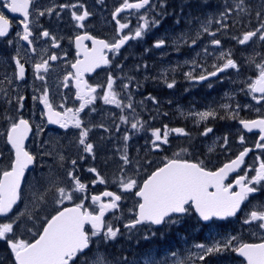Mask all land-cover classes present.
Masks as SVG:
<instances>
[{
  "label": "snow or ice",
  "instance_id": "1",
  "mask_svg": "<svg viewBox=\"0 0 264 264\" xmlns=\"http://www.w3.org/2000/svg\"><path fill=\"white\" fill-rule=\"evenodd\" d=\"M102 2V0H98ZM264 3V0H262ZM37 0H3V8L8 12L18 14L23 19L20 21L23 32H17L16 36L19 40L25 41L29 48L32 47L33 41L30 37L33 35L30 24V16L33 11H37L39 16L53 14V8L39 10L36 7ZM61 9H76L77 4H61ZM159 7L164 8V0H160ZM79 8H84V5H79ZM126 9H135L139 21H141L133 33L121 34L123 29L128 28L126 23H120L118 16ZM143 9V12L140 10ZM243 11V9H241ZM149 13H155L156 19L150 18ZM59 16V13H56ZM72 19L76 22L77 28H83L85 21L91 13L84 10L82 13L72 11ZM164 11H156V4L153 0H123V3L112 13L113 20L117 21V39L106 41L96 38L85 33L84 35H76L75 45L77 48V57L81 55L83 50V59H77L71 64L74 69V75L69 73L64 77V87H68L70 79L75 80L76 93L75 98L80 101L78 108H68L64 103L59 105L64 111H56L53 104L50 102V89L47 83L42 86L40 95H33V102L38 101L43 105V110L40 112L41 120L47 118L48 124L58 125L59 128L68 130L69 128L79 129L78 145L82 146L83 152L95 158L94 144L88 142L87 137L90 128L83 125V120L80 118V113L84 109L92 105L96 99L97 87L91 86L84 79V73H91L102 65H109L110 59L105 52L113 53V56L120 54V49L132 39H143L144 36L152 28L160 26L161 19L166 16ZM228 12L220 14L221 19L216 20L217 24L221 23L224 16ZM258 20L261 18V12H257ZM179 23V21H177ZM213 23L211 18L207 19L206 23L201 24V30H198L195 38H192V47L197 43L201 33L215 37L216 33L210 31L208 25ZM222 27H224L222 25ZM11 22L7 16L0 11V38H5L9 35ZM43 37H50L48 31L41 33ZM253 38L264 42V20H261L259 27L252 31L243 33L242 38L232 37L238 44H248ZM52 47H58L55 37H51ZM91 41V47L83 45V41ZM184 40L187 44L184 34L173 40V44L179 48L180 41ZM8 44L13 41L9 39ZM213 46L219 47L221 41L212 39L210 42ZM166 44L164 38L154 42V48H162ZM35 51V49H33ZM147 51V49H146ZM206 55H212L208 48L203 49ZM200 53H197L199 56ZM59 57L55 54L48 56L47 59L41 58L40 62L33 64V73L35 80L45 81V75L49 70V61H56ZM217 60H223L224 63L213 64L215 69L206 74L202 73L199 77H193L192 73L185 75L189 79H198L200 81L207 80L210 76L215 77L218 73L224 72L226 69H235L239 71L238 63L232 58L231 52L221 51L216 57ZM15 63V70L11 76H6L5 79L9 85L15 84L12 91L16 95L9 96L8 90L0 88V98L7 105L2 113L0 120L7 122L6 130H0V139L3 143L0 144V158L7 156V160L0 164V241L7 245L10 252L11 264H128L127 257L113 258L105 246H109L111 242L117 240L121 235V229L114 227L111 223L106 222V213L120 208L119 201L123 197L112 191H104L100 195H92L91 202L94 208H89L85 204L87 199L86 185L82 183L75 173L77 160H71L73 168L66 170V183L60 177L52 173L51 168L47 174L42 173L39 177L34 176L30 183L31 199L25 204L23 210L18 209V202L23 200L22 181L26 180V170H30V166H35L37 157L26 149L25 141L28 140L29 134L32 133V122L24 118L23 108L26 97L20 94V83L26 79L25 64L21 63L20 50L17 48L16 55L12 57ZM250 63H255L252 58ZM193 66H198L196 60L192 61ZM257 76L248 84V89L251 93H260V98L257 103L264 99V59L257 63ZM116 67H121L117 64ZM146 68L147 65H144ZM138 70V68H137ZM163 75V73H162ZM133 79L127 77V80ZM3 81H0L2 84ZM116 78L109 73L107 76L106 87H104L103 95L99 98L104 104L114 105L120 109H132L133 101L130 94V84L125 82L122 87L126 92H129L128 103L124 104L118 97L120 93L115 90ZM169 89L174 87V82L167 83ZM34 92L37 91L33 84ZM255 98V97H254ZM153 103H156L154 97L149 96ZM223 107L227 108L228 105ZM95 111V109H92ZM200 120L208 119L215 115L212 111L196 113ZM122 123H129L127 116L121 115ZM244 128L252 131L253 128H258L261 136L260 140L264 141V119L253 121H241ZM139 125V127H138ZM103 127V125H100ZM143 128L140 120L133 118L131 129L140 131ZM108 129L105 128V131ZM119 131V126H117ZM43 131V126H36V135ZM211 128H206L202 135H207L211 132ZM174 132L177 135H189L182 128L169 129L165 125L163 135L159 128L153 129L151 135L153 137L152 151H160L161 146L169 143V133ZM129 136L125 134L124 141L127 142ZM241 137V142H243ZM225 145L227 137L224 138ZM43 145H41L42 147ZM258 148L264 147V144L257 143ZM212 149L210 148L209 151ZM250 149L245 148L243 151L225 163L222 167L215 171L207 169L203 162H192L184 159L183 156L187 153V149L181 148L180 151L174 152L171 158L165 157L161 166L155 167L154 170L147 175L142 182L124 173V167L132 163L128 155L123 153L120 159L123 161L121 166L122 177L118 181L121 192L130 193L136 200L134 201V219L124 224V228L131 231L137 225L148 224L150 226H172L180 223L181 217L188 214L190 211L195 212L201 221L211 222L213 220H226L228 218L237 217L241 211L242 205L252 204L251 197L261 191H264V161L260 162L259 167L253 169L255 175L249 176L247 172L244 175H238L234 183H225L228 180L229 173L236 172L244 163V158ZM45 156H52L51 151L42 153ZM58 159L60 166L63 167L65 157L59 153ZM84 159L83 156L80 157ZM259 159V157H257ZM151 164V161H146ZM139 164V161H137ZM88 172L93 173L95 180L93 185L106 184L107 180L101 176L95 167H89ZM140 174V169L137 167L136 175ZM81 196H77V194ZM103 198H109L104 200ZM79 200V202H76ZM51 202L54 207L48 211V205ZM71 205V206H67ZM98 209V211L96 210ZM131 211V210H130ZM120 219V217H115ZM242 227L249 226L248 230L252 235L259 234L260 242H243L239 236L229 235L222 240H215L211 244H194L193 247L198 251L191 254L187 259L193 257L201 262L206 261L209 256H222L226 253H235L236 257L242 258L239 264H264V204H252L251 209L245 213L240 221ZM86 226H90L89 228ZM17 229L21 233H17ZM256 229L259 230L257 233ZM30 233L32 239H24L23 233ZM155 235V232H153ZM144 240L149 237L145 235ZM93 245H96L93 248ZM175 256V253H172ZM143 264H156L151 253H145L143 256ZM175 264H186V260H176Z\"/></svg>",
  "mask_w": 264,
  "mask_h": 264
},
{
  "label": "flooded vegetation",
  "instance_id": "2",
  "mask_svg": "<svg viewBox=\"0 0 264 264\" xmlns=\"http://www.w3.org/2000/svg\"><path fill=\"white\" fill-rule=\"evenodd\" d=\"M112 1V3H111ZM118 1V0H117ZM241 2V5L244 6L243 11L239 10V16L245 17V5L244 0H238ZM130 2H135V0H130ZM198 2V1H197ZM197 2L194 4H189V8H195L198 13ZM217 2V8L219 10H226L229 8L228 0H215ZM249 2H251L249 0ZM123 1L115 2V0H37L36 7L39 10H44L46 8H53L54 12L52 15L45 14L44 16H39L37 11H33L30 20L31 31L33 35L30 39L33 41V45L29 48L28 44L19 40L16 36L17 32H23L22 25L20 21L23 19L18 14H13L8 12L6 8H3V0H0V11H2L11 22L10 33L5 38H0V81H4L7 84L6 76H11L15 70V63L12 60V57L16 55L17 48L20 50L21 63L25 64L26 70V79L23 82H19L20 94L26 97L24 101L23 116L26 119H29L32 122V133L29 134L28 140L25 141V146L28 151L36 155L37 160L35 166H31L30 170H26V180L30 173L34 172L42 163H46L49 168L54 169L56 176L60 177L62 181L66 182L67 173L66 170L73 168L71 160H77V163H80L81 169L78 172V177L81 175L80 181L86 185L87 196L89 200H85L86 206L90 209L95 206L92 205L91 196L100 195L104 191H112L116 193L114 189L115 182L113 180V175L108 176L106 184H95L93 185L92 181L95 180V176L92 173V178L87 176L85 173L88 172L89 167H95L100 173L106 166H119L120 162H117V152L115 158L108 152L121 149L120 147L125 146L132 156L135 154L139 157L140 163L144 165L143 175L141 179L147 177L148 174L155 167L161 166L164 162V158L167 155L172 157L174 152H177L180 147H176L177 142L180 140L181 135H177L174 132L169 133V143L161 146L160 151H152L151 141L153 139L149 129L151 128L149 124H156L157 128L161 130V135H163V130L165 125L169 129L173 128H182L185 126L194 138H196V123L195 120H200L196 113L212 111V97H213V86L218 83V74L215 77H209L207 80L200 81L198 79H189L185 74L191 72L193 77H199L200 74L212 72L213 63L211 58H208L204 51L202 52L203 57L197 59V65L193 66L192 61L194 58L190 54H186V50H182V54L185 56L183 59L186 61V64L176 57L175 52L177 49L173 47V40L164 33L161 29L166 26L164 24L163 18L161 19L160 26L157 27L158 31L155 28H152V34L147 36H157L159 35L164 38L167 42L164 47L157 49L156 52H149L148 57L145 59V62L149 64V61L157 64V61L164 65V67L170 68H161L157 74L158 77H154V81L146 80L144 84H134L131 87V80H127V77H131V71L127 72L129 67L132 70L133 67V47L140 48L141 43L138 46L135 45L137 39L129 40L121 49L118 56H113L111 52H105L106 56L110 59L109 65H102L101 67L95 69L91 73H84L83 79L91 86H101L97 87L98 98L92 104L87 106L83 112L80 113V118L83 120V125L87 128H90L91 131L88 134V142L94 144V153L93 156L88 155L83 152L82 146L78 145L79 138V129L69 128L68 130L59 128L58 125L48 124L47 118L45 117L41 120L40 112L43 110V105L39 104L38 101L33 102V95H40L42 91V86L47 83L48 88L50 89V102L53 104V107L56 111L63 112L64 109L60 108L59 105L64 103L68 108H78L80 101L75 98L76 87L75 80L70 79L68 87H64V77L69 73L74 75V69H72L71 64L74 63L77 59H83V50L81 49V55L77 57V48L75 45L76 35H84L85 33L92 35L99 39H104L106 41H113L117 39V28L118 24L116 20H113L112 13L117 7H119ZM160 3L158 0L157 5ZM61 4H77L76 9H61L59 5ZM84 5V8H79V5ZM156 5V6H157ZM232 6V5H231ZM84 10H87L91 15L82 23L85 25L83 28H77L76 22L72 19V11L77 13H82ZM160 8H156L158 12ZM230 10V9H229ZM234 10V9H232ZM144 10L141 9L140 12ZM162 11V9H161ZM59 13V16L56 15ZM264 15V12H261ZM139 13L135 9H126L121 12L118 16L120 23H126L129 25L128 28L123 29L121 34L133 33V27L138 25L141 21L138 19ZM150 18L154 17L160 19V17H155V13H149ZM264 20V18L262 19ZM202 22V21H201ZM261 21H258L253 27H259ZM242 24L244 22H241ZM200 22L194 28L193 31H190L189 34L185 35V39L191 43L192 38H195L191 35H195L196 29H199ZM170 28V27H169ZM172 29V28H171ZM48 31L51 36L43 37L41 33L43 31ZM150 30V31H151ZM174 30V29H173ZM175 31V30H174ZM160 32V33H159ZM146 36V37H147ZM51 37L56 38L58 47H52ZM11 39L13 43L8 44V40ZM184 41V40H183ZM261 44V41H259ZM148 43V40L145 41V44ZM169 46H168V44ZM207 43V42H205ZM264 43V42H263ZM83 45L91 47V41H83ZM35 49V51H33ZM264 49V47H259V50ZM132 53V54H131ZM167 53V56L165 55ZM57 55L59 58L56 61H49V70L47 73H42L45 75V81L35 80L33 73V64L40 62L41 58L47 59L50 55ZM131 54V55H130ZM153 55V56H152ZM144 55L141 57L138 65L142 64ZM177 59V62H176ZM264 59V56L257 58L261 62ZM119 64L121 67H116ZM158 69L157 66H154L153 69L149 68L150 71ZM111 73L116 78V83L114 85L115 90L120 93L119 99L122 100L124 104L128 103L129 92H126L122 85L125 83L130 84V94L133 95V108L128 109L124 108V111L121 112L120 109L116 108L114 105L104 104L103 100L99 97L103 95L104 87H106L107 76ZM163 73V75H162ZM253 75L257 76V68L255 67L252 72ZM221 77V85H228L226 79L223 78L222 74H219ZM125 79V81H124ZM174 82V87L169 89L166 85L167 83ZM3 83L0 84V88L3 87ZM33 84L36 86L37 91L34 92ZM7 86L9 96L16 95L12 91V88L15 86ZM155 94V103L156 109L153 108V101H137L140 98H144L147 95ZM256 94V93H254ZM260 98L261 94H256ZM239 96L238 94L236 95ZM146 105V106H145ZM7 105L0 98V113L4 111ZM92 109H95L93 111ZM239 110V119L237 120H255V119H264V99L260 103H255L254 106L249 105L245 108L244 106L238 107ZM133 114L135 119L140 120L143 124V128L139 131L137 138L144 135L141 143L133 144L132 139L127 142H123L122 133L123 130H129V115ZM127 116L129 123H122L120 116ZM221 113L217 110L216 114L213 117H209L204 121L221 119ZM167 121V123H165ZM172 123V124H170ZM207 122H202V125L208 124ZM40 124L43 126V131L36 135V126ZM117 124L119 126V131L117 130ZM181 124L183 126H181ZM103 125V127H100ZM212 128V125H210ZM7 122L0 120V130H6ZM105 128L108 130L105 131ZM185 132L188 133L187 130ZM189 134V133H188ZM251 135V141L248 146L241 145L239 148H227L226 150L216 151L214 154L205 156L201 151L205 149H190L192 156L184 157V159L191 160L192 162H203V165L212 171L217 170L222 167L225 163L234 159L238 153H240L245 148H249L250 151L247 156L244 158V163L241 168L232 174H229L228 180L225 183L233 182L238 175H244L245 172L249 176L255 175L253 169L259 167L260 162L264 161V147L258 148L257 143L264 144V141L259 140V133H249ZM188 135L184 136V139ZM189 138V137H188ZM3 143L0 139V144ZM41 145H43L41 147ZM46 146V149L43 147ZM51 148V150H50ZM45 151H51L52 156L42 155ZM63 155L65 160L63 161V167L60 166L58 155ZM148 153V154H147ZM158 155L159 161L156 163V166H149L146 161L149 155ZM146 155V156H145ZM83 156L84 159L81 160L80 157ZM259 157V159H257ZM7 160V156L5 161ZM4 161V162H5ZM3 162V163H4ZM1 161V164H3ZM77 167V164L75 168ZM81 172H83L81 174ZM140 179V181H141ZM25 181H22V188L25 185ZM142 182V181H141ZM264 198V191H261L257 194H254L252 199V204H256L260 199ZM108 200L109 198H103ZM252 204L242 205L243 211L237 214V217L228 218L226 220H213L211 222H203L195 214L194 210L190 211L188 214H185L180 219V223L172 226H151L157 229V235L159 236L162 244L169 245L166 249L167 251H172L175 254H183L182 260H186V264H207L211 261V256L206 258V261L201 262L196 260L194 257L191 260L187 258L197 252L198 250L193 247L194 244H211L212 243V231L220 234L221 238H225L229 235L239 236L243 242H260L259 234L252 235V232L248 230L249 226L241 225V220L243 219L246 212L251 209ZM98 211V209H96ZM112 211L108 212L105 215V220L111 215ZM107 222V221H106ZM145 226H150L144 224ZM89 228L90 226H86ZM257 233L258 230L256 229ZM211 235L210 239L207 235ZM149 241V240H147ZM96 246L93 245V248ZM116 248L115 244L111 245V249L108 251H114ZM126 254H129L128 250H120ZM163 249H157V253L160 257V253ZM232 257L239 263L242 258L236 257L235 253H230ZM129 258V257H128ZM127 258V259H128Z\"/></svg>",
  "mask_w": 264,
  "mask_h": 264
},
{
  "label": "rangeland",
  "instance_id": "3",
  "mask_svg": "<svg viewBox=\"0 0 264 264\" xmlns=\"http://www.w3.org/2000/svg\"><path fill=\"white\" fill-rule=\"evenodd\" d=\"M118 1H123V0H118ZM117 0H115L116 3H118ZM252 3H254L256 5L254 13L248 17H241L236 13L233 12H228V15L224 16L223 19L221 20L220 24H217L215 21L218 19H221L220 14L222 12L226 11V8L220 12H216L217 9V2L211 1V0H203V1H198L197 5H198V9H199V14L198 17L203 18L202 20H200V25H199V29H196L195 35H191L193 37L196 36V33L198 30H201V24L202 23H206L207 19L211 18L213 20V23H211L210 25H208L210 31L215 32L216 35L215 37L209 36L207 35V33H201L200 38L197 40V43L195 45H193L192 47H188L189 41H187V44L184 43L183 40L180 41L179 44V48L177 49V47L173 44V47H175L177 49V51L175 52L176 57L179 58L182 63L186 64V61L183 59L185 56L182 54V50H186V54H190L189 57L191 58V56L197 61V59L202 58V52L203 49L205 47L208 48V51L210 53H213L211 56H208V58H211V62L213 64H223L224 61L223 60H217V56L219 55V53L221 51L224 52H229V47H228V43L224 42L222 37L226 36V35H221V34H226L227 32V23H229V18L232 19L231 17L233 16V18L236 20V22H239L240 24H242L241 22H244L242 25L245 24H251V30H254L256 27H253L254 24H256L258 21H261L264 18V15L261 13V18L258 20L257 18V12H264V3H262V0H250ZM158 0H153V3L157 5ZM112 3V1H111ZM231 7L227 8L228 10H232V9H243L244 6L241 5V2L238 0H231ZM233 20V19H232ZM202 21V22H201ZM198 22V24H199ZM222 25L224 27H222ZM137 27V25H135L133 27V30H135ZM157 31L158 29L155 28ZM162 33L168 35L170 37L171 40L176 39L177 37H180L182 34L187 35V31L184 32L183 30L180 31H174L173 29L169 28V27H165L163 29H161ZM152 30L147 32V34L144 36L143 39H137L135 45L138 46L139 43H141V47L140 48H136L133 47V67L132 70H130V68H127V72L131 71L132 75L131 77L133 79H131V87L134 86V84H139L142 83L144 84V82L146 80L148 81H154V77H158L157 72L161 69V68H170V67H164V65L160 64L157 61L158 64V69L150 71L149 68H152L154 66H157V64H154L152 62L149 61V64H147V62H145V59L148 57L149 52H156L157 48L153 47V44L156 40L161 39L162 37L159 35V37L157 36H147L148 34H152ZM160 33V32H159ZM242 35H239L238 37L242 38ZM147 36V37H146ZM219 39L221 41V45L219 47L213 46L210 42L212 39ZM148 40V43L145 44V41ZM235 41V45L237 47V52H236V57L233 58L239 65V71L235 70V69H226L224 72L218 73V83L220 84L222 79L221 77H219V74L223 75V78L228 80L227 83L228 85H232L234 87V89H232L231 91H229L227 89L228 85H225L223 87L222 90L219 91L218 95L220 99H227L226 103H220L219 105H217V109H212V112H214L216 114V111L219 109H223L226 115V119L227 121H229V127H228V133H225L227 130H221L220 132H217V129H215L214 126H206L203 128L202 133L205 131L206 128H211L212 131L209 132L207 135H202L201 136L205 138V140L203 141V145L199 142V140H197L196 138H194L192 136V134L189 132V130L183 126L181 124V126H183L184 130H187L189 135L187 136L186 139H184V136L180 137V140L177 142L176 147H180L181 148H185L187 149V153L183 156L184 157H190L192 156L191 153V148L192 149H205V151H201V153L205 154V156L210 155V153H215L216 151H222L226 150L227 148H239L242 144L248 146L250 141H251V135L250 134H246L241 130V127L239 126V122L241 120H237L239 119V110L238 107L244 106L245 108L248 107L249 105L254 106L255 103L257 102L258 96L254 93H251L248 89V84L255 79V76L253 75V71L255 69V65L257 63H260L259 60H257V58H259L260 56H264V51L259 52V47L263 44V42H259V40L257 38H253L252 41H250L248 44L245 45H240L237 43V41L234 39ZM167 42V41H166ZM207 42V43H205ZM168 44V43H167ZM169 46V44H168ZM147 49V51H146ZM197 53H200L199 56H197ZM144 55L143 61L141 65H138V63L141 60V57ZM167 56V53L165 54ZM153 56V55H152ZM254 58L255 63H250L249 61ZM177 62V59H176ZM144 65H147V67L145 68ZM138 68V70H137ZM215 69H212V71H214ZM258 74V73H257ZM125 81V79H124ZM126 82V81H125ZM7 86H9V84L4 81L3 83V87L7 89ZM215 86V84H214ZM213 86V87H214ZM135 87V86H134ZM151 94L147 95L146 97H142L137 101H142V100H146V101H151V99H148L149 96L154 97L155 98V94H153L152 92H150ZM230 93V94H229ZM239 95L238 97L236 95ZM133 98V95H131ZM255 97V98H254ZM219 99V100H220ZM135 105V104H133ZM224 105H228L227 108L223 107ZM146 106V105H145ZM153 108L156 109V105L155 103H153ZM129 120H130V124H129V130L125 131L123 130L122 133V138H123V142H124V136L125 134H127L129 136V139H132L133 144H137V143H141L142 138H144V135H142L141 137L137 138V135L139 133V131H135L131 129V122L133 121L134 115L131 114L128 116ZM207 122L208 121H204V120H195V123H200V122ZM209 121H213V120H209ZM167 123V121L165 122ZM172 124V123H170ZM118 126V124H117ZM149 126L151 127L149 129V133L152 132L153 129H157L156 124H149ZM139 127V125H138ZM189 137V138H188ZM227 137V144L225 145L224 142V138ZM241 137H243V142H241ZM2 144V143H1ZM231 146V147H230ZM44 149H46V146L43 147ZM121 149L118 148V150H114V151H108L114 158H115V154L117 152V162H120L119 166H116V164H114L113 166L109 167L106 166V168H104L100 174L101 176L105 177L106 179H108V176H111L110 173H112L113 175V180L114 181H118L121 177H122V172H121V166L123 165V161L120 159L121 155L123 153L126 152V154L128 155V157L131 159L132 163L126 167H124V173H126L129 176H135L136 179L140 180L144 170V165H142L140 163L139 157L136 156L135 154L132 156L130 153H128V150L126 149L125 146L120 147ZM212 149L211 151H209V149ZM180 149L178 151H180ZM51 150V148H50ZM177 151V152H178ZM148 154V153H147ZM146 156V155H145ZM165 157H168L167 155ZM171 158V157H168ZM6 156L3 158H0V164L1 161L2 163L5 161ZM148 161H151V164H149V166H156V163L159 161V157L158 155L154 154V155H149L147 157ZM137 161H139V164H137ZM137 167H139L140 169V174L137 176L136 175V169ZM49 167L46 163H42L34 172L30 173L25 185L23 187V200L18 204V209L19 210H23L25 208V204L28 203V201L31 199V195H30V183L33 181V177H39L42 173L47 174L49 172ZM72 169V168H70ZM69 169V170H70ZM81 169L80 163H77V167L75 168V175L78 176V172ZM52 173L54 174V177L56 176L54 169H52ZM83 172H81L82 174ZM87 176H89L90 178H92V173L90 172H86L85 173ZM81 175H79V179ZM142 181V179H141ZM66 183H70V181L66 180ZM114 189L116 190V193L121 195L123 197V199L121 201H119V205L120 208L118 210H112L111 215L107 218V222L111 223L114 227L120 228L121 229V235L118 236L117 240L114 242H111V244L109 246H105L107 249H111V245L115 244L116 248H122V245H120L121 243H127V245H134V247H136L138 250L141 251V254L139 256H133L127 259L128 264H143V256L145 253H151L152 258L156 261V264H175L176 260H182L183 254H179V255H175L173 256L172 251H167L166 249L169 247V245H165L162 244L159 236L157 235V237H155V235H153V232H155V234H157V229L155 227H151V226H145L144 224L142 225H137L136 228L132 229L131 231H129L128 229L124 228V224L128 223L130 220L134 219V201L136 200V197H134L132 194L130 193H124L120 191V188L118 186V183L115 182V186ZM77 196H81V194H77ZM87 200H89V197L87 196ZM76 202H79V200H77ZM258 203L264 204V198L260 199ZM67 206H71V205H67ZM54 207V205L51 204V202L48 205V211H51V209ZM131 210V211H130ZM115 217H120V219H116ZM258 230V229H257ZM259 232V230H258ZM17 233L20 234L21 230L17 229ZM212 237L215 238V240H222L223 238H221L220 234H217L216 232L212 231ZM147 235L149 237V241L144 240L143 237ZM211 235H207V237L210 239ZM23 238L24 239H32V236L30 233L24 232L23 233ZM212 242L213 239L211 238ZM2 242V241H0ZM4 243V242H3ZM96 246V245H95ZM157 249H163V251L160 253V257L157 253ZM111 256L113 258L114 255L112 254L111 251H108ZM134 254V253H133ZM126 257L125 253H123V256L120 258ZM207 264H239L230 253H226L222 256H211V261H209Z\"/></svg>",
  "mask_w": 264,
  "mask_h": 264
},
{
  "label": "trees",
  "instance_id": "4",
  "mask_svg": "<svg viewBox=\"0 0 264 264\" xmlns=\"http://www.w3.org/2000/svg\"><path fill=\"white\" fill-rule=\"evenodd\" d=\"M197 1L199 0H164V8L162 11L167 13V15L163 17L164 24L174 30L184 31L192 28L196 20L201 17H198L199 13L195 8H190L189 10L188 8L189 4H194ZM211 1L215 2V0ZM255 7L256 5L254 3L249 2L248 6L245 8V17L252 15L254 13ZM159 11H161V8ZM233 13L238 14V12ZM231 18L233 20L229 18L226 34L221 35H226L223 36L222 39L224 42L228 43L229 51L231 52L232 57L235 58L237 47L232 37H238L242 33L250 31L252 29V23L242 25L239 22H236L233 16ZM177 21H179V23H177ZM0 264H11L10 252L8 251L6 244L3 242H0Z\"/></svg>",
  "mask_w": 264,
  "mask_h": 264
},
{
  "label": "bare ground",
  "instance_id": "5",
  "mask_svg": "<svg viewBox=\"0 0 264 264\" xmlns=\"http://www.w3.org/2000/svg\"><path fill=\"white\" fill-rule=\"evenodd\" d=\"M199 1H203V0H199ZM248 3H249V0H244V5H245V8L246 6H248ZM228 4L230 5L229 7H231V0H228ZM156 8H160L159 7V4L156 6ZM221 10H219L218 8L216 9V12H220ZM227 11V10H226ZM227 12H238V15H239V10L237 11V9H234V10H228ZM246 12V10H245ZM203 18H198L196 20V26L198 25V22L200 20H202ZM195 23H194V26H195ZM193 26V27H194ZM194 28H189L187 30H184V32L187 31V33L189 34L190 31H193ZM175 31H180V30H175ZM261 47H264V43L261 45ZM261 51H264V49L262 50H259V52ZM224 87V85H221V83H217L214 87H213V97H212V101H211V105H212V109H217V108H220V107H217V105H219L220 103H226L227 102V99H220L219 98V91L222 90ZM227 89L229 91H231L232 89H234V87L232 85H228L227 86ZM230 94V93H229ZM220 99V100H219ZM220 113H221V116L222 118L221 119H214L213 121H209V123L207 124V126L209 125H212L215 127V129H217V132H220L221 130H227L225 133H228V127H229V121H227V117L225 115V111L221 108L219 109ZM217 112V111H216ZM206 125H202L201 122L200 123H196V139L199 140V142L203 145V141L205 140L204 137L201 136V133L203 131V128L205 127ZM226 128V129H225ZM204 146V145H203ZM31 168V166H30ZM120 245H122V248H118L115 249L114 251H111L112 254L114 255V257H122L123 256V253L124 252H121L120 250H128L129 251V254H126V257L130 258V257H133V256H139L141 254V251L138 250L136 247H134V245L130 246V245H127V243H121ZM7 246V245H6ZM134 253V254H133Z\"/></svg>",
  "mask_w": 264,
  "mask_h": 264
},
{
  "label": "water",
  "instance_id": "6",
  "mask_svg": "<svg viewBox=\"0 0 264 264\" xmlns=\"http://www.w3.org/2000/svg\"><path fill=\"white\" fill-rule=\"evenodd\" d=\"M256 94H259V93H256ZM255 120H258V119H255ZM250 121H253V120H250ZM239 125H240L241 129H242L245 133H248V134H249V133H259V140H260L261 133H260V131H259L258 128H253L252 131H248L247 129L244 128V126H243V124H242L241 122H239ZM248 149H249V148H248ZM248 153H249V152H248ZM238 155H239V154H238ZM238 155H237V156H238ZM246 156H247V155H246ZM246 156H245V157H246ZM235 158H236V157H235ZM235 158H234V159H235ZM227 163H228V162H227ZM241 166H242V165H241ZM238 170H239V169H238ZM238 170H237V171H238ZM237 171H236V172H237ZM232 173H234V172H232ZM232 173H229V174H232ZM106 214H107V213H106ZM203 222H204V221H203Z\"/></svg>",
  "mask_w": 264,
  "mask_h": 264
}]
</instances>
